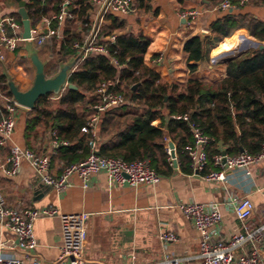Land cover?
<instances>
[{
	"label": "crops",
	"instance_id": "obj_1",
	"mask_svg": "<svg viewBox=\"0 0 264 264\" xmlns=\"http://www.w3.org/2000/svg\"><path fill=\"white\" fill-rule=\"evenodd\" d=\"M30 1L0 0V14L12 15L17 19L20 35L22 25L17 14L18 5L19 2H25L27 6ZM209 2L154 0L149 12H120L119 19L124 22L126 33L141 34L148 40L144 64L162 80L177 86H182L189 80L215 84L225 78L226 65L231 59L264 44L251 38L246 29H239L226 39L225 43L214 48L204 61L198 62L195 71L190 72L187 67V54L183 49L185 42L203 31L207 33V37L210 36L208 26L220 16V10ZM192 12L196 13L194 19L188 16ZM239 13L264 23V0H250ZM99 14L98 9L93 6L90 12L91 28ZM42 20L31 25V28H40ZM103 23V17H100L98 28ZM76 32H81L80 25ZM234 35H239V39L233 46L226 48L228 40ZM60 36L61 31L56 38ZM35 48L39 59L46 63L45 71L54 65L58 67L60 59L57 53H51V39L41 47ZM26 54L25 42H20L13 52L3 50L4 60L0 61L21 91L30 87L34 76ZM85 57L87 54H84L81 60ZM89 96L95 104V92ZM58 98L52 96V100ZM29 112L26 109L19 111L11 143L35 154L49 156L50 173L58 176L62 171V164L54 158L60 147L54 149L53 146L55 131L41 126L36 128L35 132L27 133L26 121ZM93 114L91 107L87 118ZM169 142L167 139L165 149ZM8 155V147H0V192L7 206L37 210L53 207L58 210L59 215L39 218L33 224L37 247L32 255L41 264L57 262L61 246V216L88 215L85 256L90 262L102 264H132L166 258H178L180 264H201L198 259L199 235L179 210V204H224L230 196L249 200L254 207V214L244 224L240 223L230 210L221 207L220 238L223 241L233 235L254 230L264 222L261 212L264 206V160L251 166L248 176L237 170L228 173L226 180L219 183L205 182L194 173L183 174L177 164V169L171 165L173 172L170 176H159L160 180L155 186H120L101 172L92 176L87 189H83L79 179L72 176L67 188L55 192L39 182L26 162L21 164L15 176H6L1 167L5 166ZM165 233L174 235L175 241H161L159 236ZM0 242L4 243L1 250L4 256L14 255L22 258L14 238L1 227Z\"/></svg>",
	"mask_w": 264,
	"mask_h": 264
},
{
	"label": "trees",
	"instance_id": "obj_2",
	"mask_svg": "<svg viewBox=\"0 0 264 264\" xmlns=\"http://www.w3.org/2000/svg\"><path fill=\"white\" fill-rule=\"evenodd\" d=\"M153 1L134 0V8L138 13H147ZM249 1L229 0L233 7L220 11V16L209 24L210 36L203 40L195 36L185 42L183 49L190 72L239 29H246L251 38L264 44V23L239 13ZM63 2L31 0L26 6L31 25L57 15ZM221 2L210 0L209 3L218 7ZM93 3L94 0H71L67 9L71 17L63 21L60 38H51V53H57L60 61L74 58L89 37ZM119 18L118 12L110 10L103 16L104 23L94 45L103 47L107 54L88 53L77 64L68 81L76 90L65 89L58 100H52L51 95L42 97L28 114L27 133L42 126L55 131L57 139L65 143L54 157L62 169L84 161L94 151L98 156L126 163L144 161L158 176L167 177L173 172L165 149L168 139L175 145L179 170L193 174L186 152L194 143L191 125L208 138L207 170H215L212 157L222 152L227 156L239 155L241 150L250 156L261 152L264 45L262 49L256 47L231 59L226 65L225 78L218 83L189 80L177 86L165 82L144 64L148 40L141 34L126 33ZM79 25L81 32L77 33ZM57 26L56 22L52 23L53 28ZM111 36H114L112 42ZM56 71L54 65L45 73L49 77ZM107 81L117 82L115 92L122 96L123 103L99 115L94 133H83L81 129L89 119L87 112L94 104L89 95ZM4 83L5 78L0 75V91L10 98ZM183 116L187 117L186 121L176 119Z\"/></svg>",
	"mask_w": 264,
	"mask_h": 264
},
{
	"label": "built area",
	"instance_id": "obj_3",
	"mask_svg": "<svg viewBox=\"0 0 264 264\" xmlns=\"http://www.w3.org/2000/svg\"><path fill=\"white\" fill-rule=\"evenodd\" d=\"M43 1V0H42ZM246 0H242L245 2ZM71 0H64L60 12L50 18L42 20L40 28L30 27V38L34 47H41L49 39L58 37L61 25L65 18H70L68 7ZM93 6L100 13L105 7L101 17L110 10L118 13H134V0H94ZM229 0H222L217 9L225 11L231 9ZM190 19H194L195 12L189 13ZM57 23V28L52 27V23ZM95 25V24H94ZM94 25L91 33L94 31ZM97 26L94 37L89 43L84 54L102 53L107 54L103 47L94 45V38L98 32ZM20 24L12 16H2L0 14V61L4 60L3 50L13 52L20 42H25L21 35ZM89 35V37H90ZM87 38V40L89 39ZM86 40V42H87ZM114 36L110 37V41ZM80 48L79 52L84 48ZM75 48L77 45L74 46ZM78 52V53H79ZM83 54V55H84ZM114 65H117L113 61ZM117 82L107 81L102 83L95 92V104L92 106L94 114L88 119L81 132L94 133L99 121V115L106 110L115 108L123 103V98L115 92ZM23 109L16 105L11 98H8L0 91V147H8L9 155L2 166V172L13 177L17 174L23 162H26L33 170L39 182L50 187L55 192H61L69 186V179L76 176L83 189L89 187L92 176L98 173H105L115 184L135 188L137 186H155L160 177L144 161L131 163L123 162L115 158L101 157L92 151L89 156L76 164L69 165L62 169L58 176L50 173L49 156L38 155L29 149L21 148L11 143V138L15 130L16 119L19 111ZM176 119L187 120L186 116L176 117ZM193 134V145L186 148L190 160L192 172L200 176L205 182L219 183L226 180L228 173L240 170L245 176L249 175L248 169L264 160V144L261 152L256 156L240 153L236 156L218 154L212 157L214 171L207 170L206 146L208 138L202 135L198 128L191 125ZM53 133V146L64 145ZM94 145L91 144V149ZM166 154L170 165V150L166 148ZM176 159V153H175ZM230 210L236 219L244 224L248 222L254 214V207L247 199H239L230 196L224 204L219 203H185L179 204L178 208L183 213L199 235L198 259L201 264H264V222L256 229L245 231L244 233L231 236L223 241L220 238L222 231L221 207ZM264 218V206L262 208ZM58 210L53 207L44 209H15L8 207L3 194L0 192V227L11 234L16 242V248L22 253V258L14 255L4 256L1 252L4 243L0 242V264H41L32 254L37 247V241L33 233L34 222L42 217L57 216ZM61 246L55 264H102L87 260L85 256V239L87 236V214L61 216ZM159 239L163 242L175 241V236L170 233L161 234ZM247 246H249L247 248ZM132 264H180L178 258H166L163 260L152 261L144 260Z\"/></svg>",
	"mask_w": 264,
	"mask_h": 264
},
{
	"label": "water",
	"instance_id": "obj_4",
	"mask_svg": "<svg viewBox=\"0 0 264 264\" xmlns=\"http://www.w3.org/2000/svg\"><path fill=\"white\" fill-rule=\"evenodd\" d=\"M105 7L101 10L99 17L94 25V31L96 30L99 22V18L101 17ZM18 16L21 20L22 25V34L21 38L25 41V50L27 52L26 58L30 61L31 66L34 71L33 80L31 82L30 87L21 91L18 86L14 83L11 75L8 73L6 68L0 62L2 66V76L5 78L4 86L6 87V92L10 96L11 100L18 105L19 107L31 111L35 108L36 103L42 97H46L48 95L53 96L54 98H58L60 94L65 89L76 90V87L69 84V78L73 71L75 70L77 64L81 61L85 49H87L89 43L94 37V31L91 33L89 39L87 40L84 48L72 59L67 62H62L58 60L57 71L52 76H47L45 73L46 63L42 62L38 57V51L31 42L27 40L30 38V27L31 23L26 11V3L19 2L18 5ZM200 40H203L207 37V33L205 31L198 34ZM259 49H262L263 46H258ZM136 87L133 88V90ZM167 148L170 150V158L172 159V167L177 169V161L175 159V146L172 142H169ZM243 153V151H240ZM95 154H97L95 152ZM222 155H225L222 152Z\"/></svg>",
	"mask_w": 264,
	"mask_h": 264
},
{
	"label": "bare ground",
	"instance_id": "obj_5",
	"mask_svg": "<svg viewBox=\"0 0 264 264\" xmlns=\"http://www.w3.org/2000/svg\"><path fill=\"white\" fill-rule=\"evenodd\" d=\"M239 39V35H234L231 40H228V43L226 45V48H229L235 44V42Z\"/></svg>",
	"mask_w": 264,
	"mask_h": 264
},
{
	"label": "rangeland",
	"instance_id": "obj_6",
	"mask_svg": "<svg viewBox=\"0 0 264 264\" xmlns=\"http://www.w3.org/2000/svg\"><path fill=\"white\" fill-rule=\"evenodd\" d=\"M51 56H52V55H51ZM52 57H53V58H55L54 56H52ZM52 57H51V58H52ZM54 60H55V59H54ZM50 61H51V60H49V63H48V64H50V63H51Z\"/></svg>",
	"mask_w": 264,
	"mask_h": 264
}]
</instances>
